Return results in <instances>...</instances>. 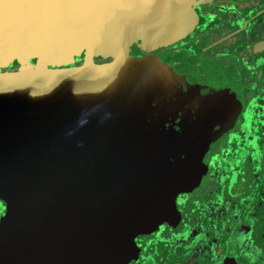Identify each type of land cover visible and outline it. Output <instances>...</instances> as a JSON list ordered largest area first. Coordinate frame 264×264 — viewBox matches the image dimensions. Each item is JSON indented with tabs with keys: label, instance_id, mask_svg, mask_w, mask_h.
<instances>
[{
	"label": "water",
	"instance_id": "water-1",
	"mask_svg": "<svg viewBox=\"0 0 264 264\" xmlns=\"http://www.w3.org/2000/svg\"><path fill=\"white\" fill-rule=\"evenodd\" d=\"M189 1L0 0V55L107 57L170 35ZM201 68L180 51L0 72V264H112L224 124L201 114Z\"/></svg>",
	"mask_w": 264,
	"mask_h": 264
},
{
	"label": "rangeland",
	"instance_id": "rangeland-1",
	"mask_svg": "<svg viewBox=\"0 0 264 264\" xmlns=\"http://www.w3.org/2000/svg\"><path fill=\"white\" fill-rule=\"evenodd\" d=\"M207 1L210 2L212 0H190L187 7L182 10L180 20L178 22L177 27L174 29V31L163 38H146L140 41L131 42V43H123L120 45V47L114 49L116 52H113V56L116 60H119L120 58L124 57V51L123 49L128 48L130 49L132 46H136L137 44L140 45L141 49L149 48V47H157V46H164L167 47L171 43L177 41L178 39L185 38L186 36H189L193 30L197 27V24L200 22L199 18L201 14L198 11V6L200 5V2ZM198 43L191 44L189 48H187L188 53L191 55H195L196 48ZM201 46V45H199ZM110 52V49H107V47L100 48V50H95L94 53L97 55V57H104L103 55L108 54ZM205 52V51H204ZM203 50L199 49L197 54L199 57H208L210 54L206 55ZM51 52H45V51H33L28 54H20L15 59H8L7 57L0 55V72H3L4 69L9 70H26V69H32V68H42L46 66H58V65H65V64H72L74 61H76V57H80L82 61H92V58H96L95 55H87L82 49L76 50V49H67V50H59L52 52L51 54H48ZM128 54V52L126 53ZM112 56V54H110ZM72 58V59H71ZM65 59H68L64 61ZM202 61V73L204 75H216L212 77L208 82L211 83L213 86H215V92L214 96L217 99L218 103L221 106L222 114L224 115V121L226 122L227 116H232L238 107V104L234 102V95L239 94L238 87L233 86L230 88L228 92L223 90V87L220 85V80L218 78V71L219 67L216 66V61H212L213 63H207L205 60L201 59ZM207 99L210 100L211 96L210 94H207ZM239 100H237L238 102ZM216 102V106L218 105ZM210 125L213 127L218 125V118L214 117L211 121ZM228 125H231L229 122ZM255 130V129H254ZM254 134H251L253 136H250L249 142L251 144V148L255 149L258 144L262 143V150L264 149V140L262 137L264 135H260L259 133L255 134V131H253ZM213 131L208 134L206 137H204L201 140V144L199 143L200 151H194L198 152L197 158H195L194 163L191 164L187 158L184 159V174L188 177L190 180L193 178V180L200 179L197 183H192V181H188V179L183 181V184L181 182H177V188L181 190H186L188 192L195 193L194 200L199 198L200 189H201V179H204L203 182V189L206 191H211L213 193L212 199H215L217 201V197L220 194V188L217 186V183L212 179L213 174L218 172L221 173L220 166L216 164L214 161V156L217 153H220L221 147L224 146V144H227V142H224L222 144L223 140L227 138L228 134H221V136L217 137L216 139L213 138L212 135ZM257 141V142H255ZM230 144L229 147H232V142L228 143ZM228 148V146H227ZM192 153V152H191ZM193 154V153H192ZM251 154H253V151H251ZM188 156V155H187ZM258 159V163H259ZM173 161L168 162L171 163ZM165 163L163 161V167L161 168V171L164 170ZM181 166L176 165L174 168H171L173 172H176V170L180 171ZM201 168H203L201 170ZM165 174V173H164ZM189 174L191 175L189 178ZM166 175V174H165ZM168 179L172 178V175H166ZM201 177V178H200ZM231 178V181L225 185L222 189L225 192L228 191V194L231 196V199L240 201V194L241 192L246 194L248 190V183L245 181V178L243 175L235 176V171H231L229 174V177ZM157 185H160V183H157ZM264 186V181H263ZM235 187H237L235 189ZM117 189V190H116ZM116 196L114 200H122V192H124L125 184H120L116 188ZM241 191V192H240ZM264 194V190H262V195ZM177 196V195H176ZM202 198L199 199V204L201 203V200L207 198L204 196V194L201 195ZM189 207V204L186 203ZM226 204V203H225ZM261 206H264V199H262V202H260ZM1 206V202H0ZM185 204L183 202H179L177 197L171 198L168 203H165V205L162 207V210L148 223H146L143 227H139L137 231H135L132 235H130V240L126 245V248L120 253V255L113 260L112 264H160V260L162 259L164 264H171L175 260V255L173 254V250L171 251L169 246L170 240L165 241L164 239L160 240L157 236L158 234H162L163 236L168 235L170 231H172L174 228L172 226L179 225L181 221V212L182 210H185ZM224 210V209H223ZM221 211V208H220ZM1 212L0 216L4 215L5 212ZM182 218H185L182 216ZM198 222L199 219L195 218ZM193 219V220H194ZM234 219V220H233ZM187 224L189 223V220L186 219ZM234 221L237 222L236 216L234 214V218H219V222L214 226H212L215 231L219 228V231L215 233V236L208 234L210 238L213 239L215 242L213 246H210V249L207 248L208 254L206 257L212 258V256H221L223 252H225V249H227L226 252H230V257H225L223 259H219L216 263L217 264H242L241 258L238 257L239 250H237V241L234 237V235L230 234V226L234 224ZM251 221V220H250ZM216 222V220H214ZM257 222H261V224L254 223L253 221L245 222L244 230H252L251 240L250 242L253 245H249L247 249V244H245V247L240 246V242L238 243V246L240 247V252L254 255L261 254L263 252L264 254V218L262 217L261 220H257ZM168 226V227H167ZM231 226V227H232ZM167 228V230H165ZM173 228V229H172ZM182 228H184L182 226ZM226 228V232H223V229ZM249 228V229H248ZM242 230L239 235V241L242 239V235L244 231ZM209 233V232H208ZM217 233V234H216ZM184 232L181 230L175 234L174 232L171 233V237L173 239L172 242H175L179 238L182 237ZM246 234V233H245ZM175 235V236H174ZM182 239H180L181 241ZM229 240V241H228ZM191 240L189 242H186L187 244H190ZM184 243V242H183ZM203 243V242H202ZM168 244V246L166 245ZM172 249V248H171ZM248 250V251H247ZM211 252V253H210ZM154 253V256L151 257V255ZM210 253V254H209ZM212 254V256H211ZM198 260L203 259L206 262V257L204 254H199ZM216 257V258H217ZM214 258V260L216 259ZM264 258V256H263ZM249 262V260H248ZM163 264V263H161ZM208 264V263H206ZM215 264V263H214Z\"/></svg>",
	"mask_w": 264,
	"mask_h": 264
},
{
	"label": "flooded vegetation",
	"instance_id": "flooded-vegetation-1",
	"mask_svg": "<svg viewBox=\"0 0 264 264\" xmlns=\"http://www.w3.org/2000/svg\"><path fill=\"white\" fill-rule=\"evenodd\" d=\"M198 11L201 14L202 18H199L200 22L197 24V27L189 36L178 39L167 47L157 46L141 49L140 45L137 44L136 46H132L130 49L125 48L124 51H126V53L128 52V54L123 52L124 57L120 58L119 60H123L125 58H141L168 52L184 51L185 54H187L193 61H196L197 63H202L201 59L210 64L213 63L212 61H216V66L219 67L218 78L221 83L223 82L221 79L227 80L230 78H234L235 80L233 83H231V87L238 84V98L241 113H239V123L237 124L236 130L239 131V135H244L245 132L254 134L253 131H256V123L257 126H263L264 133V0H212L210 2L202 1L198 6ZM192 43H198V48H196L197 51L196 53H194L195 55L189 54L187 50V48H189ZM199 49L203 50V52L205 51L203 54L210 55L208 57H199L197 54ZM76 58V61H74L72 64L46 67L60 68L83 64L84 61H82L80 57ZM113 58H115L113 55L102 58L96 57L92 58V62L107 63L116 60ZM3 71L10 70L4 69ZM214 161L217 165L220 166L222 174L219 173L220 175H217V173H215L213 174L212 179L215 182L217 181V186L219 184L218 187L221 189L220 195H222L224 192L222 188L225 186V180L228 179L224 178V174L227 172H225V168H222L221 159H216ZM230 161L231 159L229 160V167L232 166L230 164ZM232 164L234 165V167L236 166V163L234 161H232ZM237 168L241 170L243 167L238 163ZM149 173L150 169L148 170V174ZM144 177L145 175L143 174L141 180ZM222 177L224 179L221 181ZM124 181H122V183H125ZM140 186L141 184L139 185V187ZM211 199L212 198H210L209 200ZM215 201L214 204L210 202L209 207L217 205L219 206V209L221 208L219 214L225 215V217L227 218H234L232 205L227 208L225 207L226 200ZM0 202L1 214L2 211L3 213L5 212L6 206L5 203L1 200ZM186 203H188L190 207V203ZM186 203L185 206L187 208L188 206ZM199 207V212H201L200 221H198V226L196 228V230H198L199 232V235H196L194 237L195 240L192 241L196 243L201 241L200 243H198L199 246L197 247V250L199 249V254H204L206 257L209 251L207 248L210 249V246H213V239L208 236V232L209 230H212L213 233L216 231L218 233L219 228L215 231V229L212 227L215 225V223L210 222V220H212V218L209 219V216H211V212L207 211L206 209L204 210L205 206L201 203ZM182 216H184L185 218H182ZM186 219L189 220V223L192 221L188 210L183 213V215H181V221L179 225H176L175 227L172 226L174 229L172 228L173 230L170 231L168 235L165 234V236H163L162 231L161 234L157 235L159 236L158 238H160V240H170L169 244L171 245L169 246V249L171 251L173 250V253H175L174 248H178L180 247V245L177 243L179 239L175 242H172L173 239L170 235L173 232L177 234V232L181 230L185 234V228L188 227L187 225L189 224H187ZM182 226L184 228H182ZM243 227H239L240 233L242 230H244ZM165 230H167V228ZM244 231L246 232L241 234L242 240L239 244L241 247H245V244H247L246 247L250 250L248 246L253 245L250 242V234H252V230ZM223 232L226 233V228L223 229ZM184 234L182 236H184ZM213 235L215 236V233ZM166 245L168 246V244ZM190 245L191 244H189V246L186 248L185 254L183 256L182 248L180 247L181 255H175L176 260H174L175 262H172V264H185L184 261L180 262V260L183 259L187 261L188 258H191L192 255L193 257H195L196 254L194 253V251H189ZM245 255H249L250 261H252L253 264H264L263 252L261 254L255 253L254 255L248 254L246 252ZM153 256L154 253L151 255V257ZM198 261V264L207 263L203 259H199ZM161 263L164 264L165 262H163L161 259L160 264Z\"/></svg>",
	"mask_w": 264,
	"mask_h": 264
},
{
	"label": "trees",
	"instance_id": "trees-1",
	"mask_svg": "<svg viewBox=\"0 0 264 264\" xmlns=\"http://www.w3.org/2000/svg\"><path fill=\"white\" fill-rule=\"evenodd\" d=\"M202 64V63H201ZM216 75H204L202 74L203 77V81H202V85H201V91L203 92V94L200 93V91L198 92V98L199 100H201L202 102H205L206 105V101H207V94L212 95L211 96V100L212 103H209V107L208 110H204L201 114L202 116H205L206 113L210 114V120H213L214 117H217L216 110L219 111V114L223 116L222 114V110H221V106L218 103L217 99L215 98V96L213 95L215 92V86H213L211 83H209L208 81L214 77ZM223 82L221 83L220 81V85L223 87V90L228 92L231 88V83L234 82V78L233 79H221ZM237 81V79H236ZM236 87H238V84H236ZM206 92V93H205ZM184 98V97H183ZM234 102L236 104H238V107L236 109V112L232 115V116H227L226 122L224 121L223 126L221 127V129H216L215 130V135L213 136V138H217L219 136H221V134H228L227 138L223 140L222 144H224V142H227V144H224L223 147H221L220 149V153H217L214 156V160L216 159H221V164H222V168H225V173L224 174V178H228L229 174L231 173V171H235V176H239V175H243L245 178V181H247L248 183V190L246 192V194L243 195V193L241 192L240 194V199L241 201L238 202L237 200L231 199V196L228 194L227 192H223L222 195H218L217 197V201L218 200H226V204L225 207L229 208L232 205V209L234 211L233 214L236 215V219L237 222L234 221L233 226H230V234L234 235L236 241H237V250L240 249V247L238 246V243L242 240H238L239 239V235L240 234V226H249V225H245V222H251L253 221L254 223L257 224H261V222H257V220H261V218H264V207L261 206L260 202H262V199H264V194L262 195V190H264V186H263V181H264V149L262 150V143L258 144V146L255 149L251 148V144L249 142L250 133L245 132L244 135L241 134V136L239 135V131L236 130L237 128V124L239 123V116L241 113L240 111V106H239V101L237 102V100H239L237 94L234 95ZM218 103V105L216 106L217 108H213V104L214 103ZM206 109V106H205ZM206 112V113H205ZM231 123V125H228V123ZM256 131L255 134L259 133L260 135H264L263 133V126H257V123L255 125ZM214 130V129H213ZM264 140V137H262ZM232 142V147H229L230 143ZM257 142V141H255ZM228 146V148H227ZM251 151H253V154H251ZM230 164L232 165L231 167H229V160ZM258 159L260 160L258 163ZM232 161H234L236 163V166L234 167V165L232 164ZM191 164L194 163V160H190ZM239 163V165H241L243 168L240 170L239 168H237V164ZM203 168H201L202 170ZM220 172H218L217 170V175ZM222 174V172L220 173ZM219 174V175H220ZM190 174H189V178H190ZM180 181L183 184V181L188 179V177L183 173L180 176ZM201 178V177H200ZM223 177L221 178V181L224 179ZM193 178H191L190 180L188 179V181H192ZM200 179H194L192 183H197L199 182ZM204 179H201V189H200V193L201 195L204 194L205 198L204 200H201V204H203L204 210L206 209L207 211L211 212V216H209V219L212 218V220H210L211 223L214 222V220H216V222L214 223H218L219 222V218H225V215H221L219 214V206L215 205L212 207L210 206V202H212V204H214V199L209 200L210 198L213 197V193L208 192L206 190L203 189L204 185ZM231 181V178H228L227 180H225V185L227 186V184ZM217 182V181H216ZM203 185V187H202ZM219 186V184H218ZM237 187H235L236 189ZM177 195V196H176ZM194 195H196L195 193L192 192H188L186 190H181L179 188H176V190H174L173 196L172 198L177 197L179 202H183V204H185L186 202L190 203V207H185V210H182L181 215H183V213H185L187 210L190 213V217L192 218V221L187 225L188 227L185 228L186 233L184 234V236H182L181 238H179V240L177 241V243L180 245V247L182 248V256L185 254V250L186 248L189 246V244L186 245V242H189V240H191L190 242V247H189V251L193 250L194 253L199 256V249L197 250V247L199 246L198 243L200 242H193L192 240H195L194 237L196 235H199L198 230H196L197 226H198V222L196 221V219H194L193 217L195 216V218L200 217L201 212L200 211V204H199V199L202 198L201 195H199V198L194 200ZM184 200V201H183ZM216 202V201H215ZM211 204V205H212ZM194 219V220H193ZM234 220V219H233ZM251 220V221H250ZM200 221V219H199ZM148 223V222H147ZM195 226V227H194ZM143 227V226H142ZM239 228V229H238ZM213 231L209 230V234L210 236L212 235ZM227 234H229L228 232H226ZM180 239H182L180 241ZM201 240V239H200ZM184 241V243H183ZM229 241V240H228ZM215 242L213 241V244ZM180 247L178 248H174V255H181V249ZM126 248V247H125ZM239 248V249H238ZM227 249H225V252L222 253L221 256H212V258H208L206 257V262L208 264H216V262L219 259H223L225 257H230V252H226ZM193 253V254H194ZM238 253V257L241 258L242 260V264H253L252 261H250L249 255H245V253L237 252ZM210 254V253H209ZM195 255V257H193V255L191 256V258H188L187 261L181 259L180 262L184 261L185 264H198V257ZM217 257V258H216ZM251 257V256H250ZM214 258H216L214 260ZM176 260V259H175ZM217 260V261H216ZM249 260V262H248ZM216 261V262H215ZM175 262V261H173ZM172 264V263H171Z\"/></svg>",
	"mask_w": 264,
	"mask_h": 264
}]
</instances>
